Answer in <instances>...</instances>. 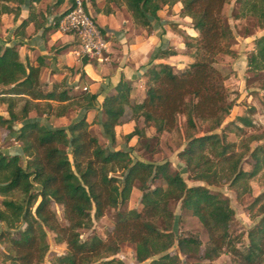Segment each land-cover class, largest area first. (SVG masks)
<instances>
[{
	"label": "trees",
	"instance_id": "trees-1",
	"mask_svg": "<svg viewBox=\"0 0 264 264\" xmlns=\"http://www.w3.org/2000/svg\"><path fill=\"white\" fill-rule=\"evenodd\" d=\"M41 1L0 0V23L2 15L12 14L17 19L23 6L31 8ZM64 1L56 0L55 5ZM74 1L67 0L68 7L53 17L51 27L57 29ZM87 1L95 0H83L94 21ZM232 1V19H246L253 30L264 29V0H105L106 13L111 11L110 3L124 5L134 25L146 30L159 20L161 10L178 5L179 15L190 18L197 36H184L191 58L185 68L150 62L144 72V97L135 104L130 99L131 81L121 77L100 104L101 118L96 116L92 122L86 120L85 113L96 105V93H73L63 82L46 90L40 80L42 63L30 65L20 57L22 41L0 43V103L7 112V116L0 114V128L15 134L20 144L18 152L0 149V223L4 226L0 242L5 246L0 264H41L50 247L48 231L56 243L66 247L49 264H125L117 256L125 243L134 247L136 261L145 264H181V256L210 262L222 254L230 255L231 264H264V190L249 206L256 208L255 214H250L254 224L242 244L244 233L232 231L235 211L229 198L208 187L229 183L239 197L251 191L249 181L264 169V143L251 147L264 133L243 140L239 149L228 139V133H243L245 127L253 126L249 115L254 108L225 124L234 103L229 98L228 74L219 69L218 58L238 56L233 47L234 31L224 12ZM33 18L30 10L15 28V38L26 36L25 28ZM98 28L106 36L105 30ZM253 44L246 65L247 70L258 73L264 71V32ZM173 55L174 49H159L155 58ZM89 61L82 57V64ZM262 96L264 110V92ZM127 107L134 127L123 135V147L116 148L115 127ZM71 109L81 112L67 126L55 127L39 119L63 117ZM31 112L36 118L30 117ZM180 116L185 119L186 144L177 157L190 180L206 185H188L169 160L153 163L131 156L128 143L132 138H137L136 144L142 140L157 144L162 134L177 129ZM140 120L142 127L137 124ZM95 124L108 146L93 134ZM146 127L153 128L154 135L148 136ZM246 155L250 170L241 167ZM156 181L162 185H153ZM134 188L140 192V209L117 212L105 238L96 234L82 237L81 231L91 229L94 220L126 205ZM176 203L181 212L197 219L205 231V242L178 231L173 210ZM55 205L63 209L65 223L58 219Z\"/></svg>",
	"mask_w": 264,
	"mask_h": 264
},
{
	"label": "rangeland",
	"instance_id": "rangeland-1",
	"mask_svg": "<svg viewBox=\"0 0 264 264\" xmlns=\"http://www.w3.org/2000/svg\"><path fill=\"white\" fill-rule=\"evenodd\" d=\"M103 4L106 5L105 0H103ZM119 7L122 6L121 4L118 5ZM104 9L106 6L103 7ZM175 7L167 8V15L173 14V9ZM176 9V8H175ZM122 11V10H121ZM119 11L118 18L120 21H124L125 18L128 16V10L125 8L122 12ZM225 14L229 17V24L231 25L234 31V41L233 47L237 50L238 56L236 58H229L225 56H220L218 58V67L219 69L223 70L225 74H228V89L230 92L229 98L233 100L234 106L230 112V115L226 118L225 124L232 120L237 115H245L246 111L249 107L254 108V113L249 115L252 119L253 126L245 127L243 133H228V139L233 142L236 147L238 148L241 142L244 140L245 142L249 140V138L253 136H261L264 133V110L262 108V98H263V86H264V71L253 73L247 70L246 65V57L248 53L253 49V39L254 37H258L260 34L264 32L263 30H256L252 28L251 25L248 24L246 19L241 20H234L231 18V15L235 12L234 3L233 1L225 6L224 8ZM129 17L131 18L130 14ZM179 22L170 25V29L174 34H176L177 40L176 43L182 45L184 43V36L190 33L191 23L188 16H180L179 15ZM132 20V19H131ZM133 23V22H132ZM178 25H181L178 27ZM134 28L131 29V34H139L141 33L142 36L146 37L148 34L152 32V29L146 30L134 25ZM247 29V30H246ZM248 30H251L253 33L252 35H248ZM4 32L3 23H0V33ZM158 37L161 38L160 32L161 29L158 31ZM6 37V36H4ZM108 36H106V40L108 41ZM109 42V41H108ZM175 42V41H174ZM72 44L75 46V50H78V43L73 39ZM111 45H108L107 49L102 52V59L99 61H103L107 63L109 61V55L112 54L109 50ZM171 48V47H169ZM159 49V48H158ZM172 49V48H171ZM184 53L179 56V59L173 60L172 65L175 69L181 70L178 67L182 64L181 60L183 55H186L187 61H189V56L186 53V48L184 45ZM139 49L135 48L134 52ZM140 53L142 50L140 48ZM144 54V53H143ZM118 55V54H117ZM77 57L82 60V56L77 54ZM168 58V57H165ZM91 62H97L96 58H90ZM191 60V58H190ZM190 63V62H189ZM188 63V64H189ZM187 64V65H188ZM171 65V64H170ZM186 65V66H187ZM185 66V67H186ZM184 67V68H185ZM79 73L80 68L78 69ZM88 81L85 79L82 81L81 86L74 89L73 93H79L83 90L84 86L88 87ZM141 89V88H139ZM5 105L0 103V114L7 116V112L5 111ZM17 110L19 108L17 107ZM130 108L127 107L125 111V119L129 116ZM79 112L76 109H71L68 113V116L65 117L62 123H68L69 121L72 122L77 117ZM30 117L33 119L36 118L35 113L31 112ZM40 120L46 122V124H50L52 126L57 127L59 122H54L55 117L51 116L49 121L46 120L43 116L40 117ZM139 127L143 126L142 120L138 123ZM15 127H19V124H16ZM204 127V126H203ZM91 130L95 136L100 140V142L104 143L108 146V140L101 134V129L99 125L95 124L91 127ZM146 134L148 136L154 135V129L151 127H146L145 129ZM185 134V119L183 116H180L178 127L176 130L168 133H164L160 136L159 142L156 144L155 141H147L144 142L143 140L140 144L133 143L131 156L134 159H139L146 162H153V163H160L165 160H169L172 167L181 172L184 180L188 185H206L204 182L192 181L188 178V173L185 172L184 166L181 161H179L177 157V153L184 147L186 144V140H184ZM123 145V135L121 136V141L119 142ZM264 143V138L260 139L259 141H252L251 147L258 144ZM129 144V143H128ZM0 149L6 153L10 152L13 153L15 151H20V144L15 140V134H10L5 129L0 128ZM239 149V148H238ZM251 161L247 155L244 157L241 163V167L244 170L251 169ZM153 185H162L160 181L154 182ZM249 185L251 186V191L241 194L239 197L236 195L235 188L229 186V183H224L220 185H213L208 186L210 190L214 192H220L225 197L229 198L230 205L235 211V217L232 222V231L234 234L244 233V238L242 239V244L247 242L246 232L247 230L254 224V219L250 217V214H255L256 208L250 209V205L253 202L254 198L259 195L264 190V169H262L255 177H253L249 181ZM240 190V189H239ZM140 192L134 188L132 190L130 199L126 205L118 207L116 209L109 210L106 215L100 219L93 221V226L91 229L82 230L81 235L83 238H86L90 235L96 234L102 238L107 237L113 227V223L115 218L117 217V212L122 211L125 208L130 209H140L141 205L139 202ZM58 219L65 223L63 218V209L60 206H54ZM174 214L178 218V231L183 235H196L198 236L203 242L207 239L205 231L203 230L202 226L199 224L196 218L191 217L189 214H185L181 212L179 209V204L176 203L173 205ZM4 229V226L0 223V232ZM50 247L49 251L44 257V260L41 264H49L54 256L57 254L65 252V244L61 243L58 244L54 241V234L50 231L47 232ZM241 244V245H242ZM242 247V246H241ZM5 251V246L0 242V260L2 257L3 252ZM117 256L122 259L125 264H145L139 263L135 259V252L134 247L128 243L122 244ZM182 262L181 264H231V257L229 254H222L219 258L214 261H204L197 257H184L181 256Z\"/></svg>",
	"mask_w": 264,
	"mask_h": 264
},
{
	"label": "crops",
	"instance_id": "crops-1",
	"mask_svg": "<svg viewBox=\"0 0 264 264\" xmlns=\"http://www.w3.org/2000/svg\"><path fill=\"white\" fill-rule=\"evenodd\" d=\"M55 3L56 0H42L34 3L31 8L25 5L22 7L17 19H14L12 14L2 15L1 23H3L4 32L0 33V43L4 41L12 44L22 41L19 48L20 57L30 65L37 66L42 63L40 80L46 90H49L53 83L63 82L66 87L72 88L74 92V89L81 86L86 77L89 85L84 87H87L89 92L97 94L96 105L88 108L85 113L88 122H92L96 116L101 118L100 104L106 94L114 91L113 89L121 77L131 81V104L140 103L145 93L144 72L147 65L150 62L172 65L173 60L179 59V56L184 53V43L182 45L181 43L180 45L177 44L178 36L170 29V25L178 23L180 20L178 19V5L174 6L176 9H173V14L167 15V11H165L167 7L161 10L158 14L159 20L152 22V32L144 37L141 33L131 34V29L134 27H132L133 23L129 13L123 22L118 18L119 11L125 10L124 5L119 7L117 4L110 3L111 11L106 13V8H103L105 6L103 0H95L94 3L87 1V7L97 26L105 30L106 36L109 38V45H111L109 51L112 54L109 55L110 59L107 63L99 60L91 62L90 60L86 64H82L80 58L77 57L75 46L72 44L73 39L76 42L77 39L72 35L62 34L51 27L53 17L59 15L68 7L67 0L60 5H55ZM30 10L34 13V21L25 28L26 36L15 38V28L23 19L29 16ZM46 28L48 29L45 30ZM159 29L162 30L160 32L161 38L158 37L157 31ZM188 35L197 36V32L191 27ZM169 47L176 51V55L168 58H155L159 49H169ZM135 48L139 50L141 48L142 53L139 50H136L135 53ZM183 57L179 69L184 68L191 61L190 58L187 61L188 57L186 55H183ZM79 68L84 73L83 79H81V73L78 71ZM130 114L131 112H129L127 119L123 116L120 124L115 127L116 148L123 147L119 143L121 136L129 133L134 127V122L130 120ZM67 116L68 114L63 117H55L54 122H59L60 126H67L71 123L70 121L62 123ZM136 141L137 138L134 137L128 145L132 146Z\"/></svg>",
	"mask_w": 264,
	"mask_h": 264
},
{
	"label": "built area",
	"instance_id": "built-area-1",
	"mask_svg": "<svg viewBox=\"0 0 264 264\" xmlns=\"http://www.w3.org/2000/svg\"><path fill=\"white\" fill-rule=\"evenodd\" d=\"M57 31L72 35L77 39V54L82 57L102 59V52L107 49L109 42L106 36L86 12L83 0H75L72 7L60 18ZM83 90H88L83 87Z\"/></svg>",
	"mask_w": 264,
	"mask_h": 264
}]
</instances>
